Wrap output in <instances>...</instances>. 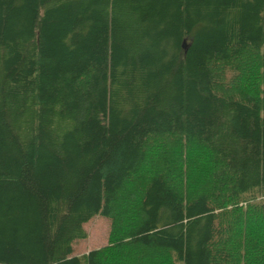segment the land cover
<instances>
[{
    "label": "trees",
    "instance_id": "obj_1",
    "mask_svg": "<svg viewBox=\"0 0 264 264\" xmlns=\"http://www.w3.org/2000/svg\"><path fill=\"white\" fill-rule=\"evenodd\" d=\"M263 235L264 0H0V264H264Z\"/></svg>",
    "mask_w": 264,
    "mask_h": 264
},
{
    "label": "rangeland",
    "instance_id": "obj_2",
    "mask_svg": "<svg viewBox=\"0 0 264 264\" xmlns=\"http://www.w3.org/2000/svg\"><path fill=\"white\" fill-rule=\"evenodd\" d=\"M196 151L194 152V154ZM193 171L191 172V174ZM194 176L198 173L194 172ZM111 221L102 216L92 218L87 224L84 225V230L87 238L84 240L75 241L73 244V254L77 256L84 255L91 250L102 248L107 245L109 239ZM264 237V235H263Z\"/></svg>",
    "mask_w": 264,
    "mask_h": 264
}]
</instances>
